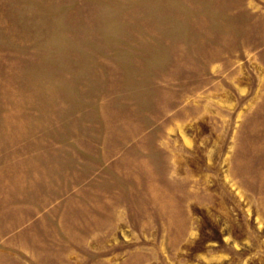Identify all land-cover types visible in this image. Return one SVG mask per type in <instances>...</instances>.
Returning a JSON list of instances; mask_svg holds the SVG:
<instances>
[{"label":"rangeland","instance_id":"rangeland-1","mask_svg":"<svg viewBox=\"0 0 264 264\" xmlns=\"http://www.w3.org/2000/svg\"><path fill=\"white\" fill-rule=\"evenodd\" d=\"M0 264H264V0H0Z\"/></svg>","mask_w":264,"mask_h":264}]
</instances>
